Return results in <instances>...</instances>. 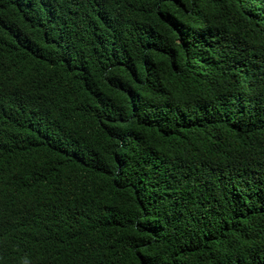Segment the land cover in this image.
I'll return each mask as SVG.
<instances>
[{
    "label": "trees",
    "instance_id": "obj_1",
    "mask_svg": "<svg viewBox=\"0 0 264 264\" xmlns=\"http://www.w3.org/2000/svg\"><path fill=\"white\" fill-rule=\"evenodd\" d=\"M0 264H264V0H0Z\"/></svg>",
    "mask_w": 264,
    "mask_h": 264
}]
</instances>
